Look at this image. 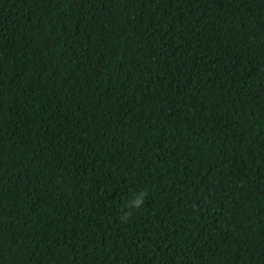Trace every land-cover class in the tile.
<instances>
[{
  "label": "trees",
  "instance_id": "1",
  "mask_svg": "<svg viewBox=\"0 0 264 264\" xmlns=\"http://www.w3.org/2000/svg\"><path fill=\"white\" fill-rule=\"evenodd\" d=\"M0 264H264V0H0Z\"/></svg>",
  "mask_w": 264,
  "mask_h": 264
},
{
  "label": "clouds",
  "instance_id": "2",
  "mask_svg": "<svg viewBox=\"0 0 264 264\" xmlns=\"http://www.w3.org/2000/svg\"><path fill=\"white\" fill-rule=\"evenodd\" d=\"M130 195L132 196V199L131 201L128 200L126 202L125 209L120 216L121 221L124 223H127L132 217V212L130 211V209H140L144 205L148 193L147 191H143L139 192V194L131 193Z\"/></svg>",
  "mask_w": 264,
  "mask_h": 264
}]
</instances>
